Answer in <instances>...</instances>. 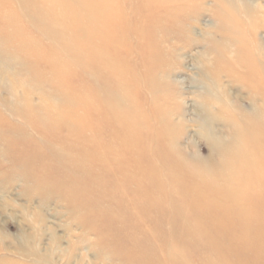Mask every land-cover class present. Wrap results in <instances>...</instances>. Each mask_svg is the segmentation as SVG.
I'll return each instance as SVG.
<instances>
[{
  "label": "rangeland",
  "instance_id": "1",
  "mask_svg": "<svg viewBox=\"0 0 264 264\" xmlns=\"http://www.w3.org/2000/svg\"><path fill=\"white\" fill-rule=\"evenodd\" d=\"M0 264H264V0H0Z\"/></svg>",
  "mask_w": 264,
  "mask_h": 264
}]
</instances>
